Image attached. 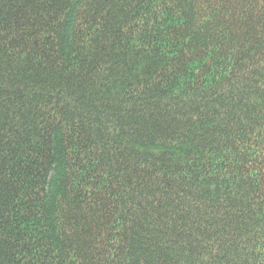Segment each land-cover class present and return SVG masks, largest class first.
<instances>
[{
  "label": "trees",
  "instance_id": "16d2710c",
  "mask_svg": "<svg viewBox=\"0 0 264 264\" xmlns=\"http://www.w3.org/2000/svg\"><path fill=\"white\" fill-rule=\"evenodd\" d=\"M0 264H264V0H0Z\"/></svg>",
  "mask_w": 264,
  "mask_h": 264
}]
</instances>
